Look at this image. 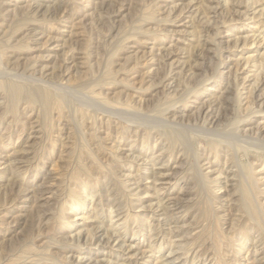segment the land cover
I'll use <instances>...</instances> for the list:
<instances>
[{
  "label": "rangeland",
  "instance_id": "obj_1",
  "mask_svg": "<svg viewBox=\"0 0 264 264\" xmlns=\"http://www.w3.org/2000/svg\"><path fill=\"white\" fill-rule=\"evenodd\" d=\"M0 264H264V0H0Z\"/></svg>",
  "mask_w": 264,
  "mask_h": 264
},
{
  "label": "bare ground",
  "instance_id": "obj_2",
  "mask_svg": "<svg viewBox=\"0 0 264 264\" xmlns=\"http://www.w3.org/2000/svg\"><path fill=\"white\" fill-rule=\"evenodd\" d=\"M18 90V89H17ZM19 91V90H18ZM19 93V92H18ZM19 95H20V93H19ZM236 95V94H235ZM17 97V96H16ZM219 119V118H218ZM249 119V118H248ZM211 128V127H210ZM177 131V130H176ZM245 134V133H244ZM246 135V134H245ZM258 139V138H257ZM226 140V139H225ZM248 142V141H247ZM246 143V142H245ZM231 144V143H230ZM256 144V143H255ZM231 146H233V145H231ZM196 158V157H195ZM251 170L250 169H248L247 170V175H249V177L251 176ZM240 176V175H239ZM243 176H245V175H243ZM206 187V186H205ZM243 199V198H242ZM259 209V208H258ZM246 214V213H245ZM248 215V214H247ZM179 250V249H178Z\"/></svg>",
  "mask_w": 264,
  "mask_h": 264
}]
</instances>
